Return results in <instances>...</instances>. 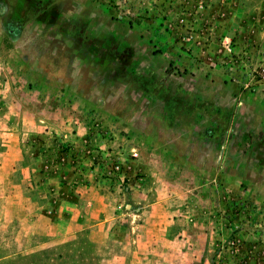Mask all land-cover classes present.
<instances>
[{"label":"rangeland","instance_id":"rangeland-1","mask_svg":"<svg viewBox=\"0 0 264 264\" xmlns=\"http://www.w3.org/2000/svg\"><path fill=\"white\" fill-rule=\"evenodd\" d=\"M264 0H0V264H264Z\"/></svg>","mask_w":264,"mask_h":264},{"label":"built area","instance_id":"built-area-1","mask_svg":"<svg viewBox=\"0 0 264 264\" xmlns=\"http://www.w3.org/2000/svg\"><path fill=\"white\" fill-rule=\"evenodd\" d=\"M261 72L264 74V69H262Z\"/></svg>","mask_w":264,"mask_h":264}]
</instances>
